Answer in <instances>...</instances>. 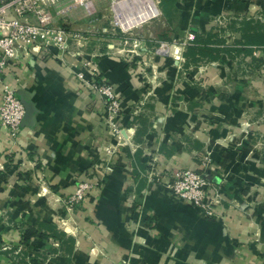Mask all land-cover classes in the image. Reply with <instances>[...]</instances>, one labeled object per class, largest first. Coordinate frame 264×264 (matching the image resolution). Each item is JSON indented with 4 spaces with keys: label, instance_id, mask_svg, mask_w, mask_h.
I'll use <instances>...</instances> for the list:
<instances>
[{
    "label": "crops",
    "instance_id": "0c3cea01",
    "mask_svg": "<svg viewBox=\"0 0 264 264\" xmlns=\"http://www.w3.org/2000/svg\"><path fill=\"white\" fill-rule=\"evenodd\" d=\"M256 6L264 0H173L162 11L164 35L179 50L157 67H143L126 48L88 53L122 118L108 117L100 97L72 81L84 66L54 56L27 62L18 91L25 120L15 138L0 126V264H29L28 252L16 262L3 243L52 253L43 263L35 254L30 264H264V152L252 143L253 135L264 140V45L244 44L240 31L248 22L245 32L257 25L264 33V23L241 17ZM215 18L230 21L219 34L211 29ZM206 33L218 39L215 56L187 54ZM107 147L115 163L102 186L75 209L76 218L60 219L68 186L96 168ZM151 155L163 172L208 169L223 195L220 217L207 219L148 182ZM129 181L141 211L129 203ZM29 226L34 232L23 244Z\"/></svg>",
    "mask_w": 264,
    "mask_h": 264
},
{
    "label": "built area",
    "instance_id": "2783aa9c",
    "mask_svg": "<svg viewBox=\"0 0 264 264\" xmlns=\"http://www.w3.org/2000/svg\"><path fill=\"white\" fill-rule=\"evenodd\" d=\"M80 1L86 5L89 2V0ZM61 2L62 0H0V126L6 128L12 138L16 137L26 117L25 106L18 92L21 84L19 71L33 59L54 56L61 62L62 56L70 54L74 45L75 39L72 35L55 23V16H58L62 10L59 8ZM151 2L158 9L155 14H149L151 6L148 0H119L114 3L112 20L123 31L131 29L162 13L161 0H151ZM226 21L230 22L227 18H215L213 24L225 26ZM159 45L162 48L157 49V53L164 52L167 57L177 56L178 45L168 46L165 42H159ZM53 48L58 52L53 53ZM253 55L256 53L254 52ZM92 57L84 60V70L93 73L92 81L85 77L84 70L73 73H78V82L82 89H92L99 94L103 104L108 107L111 117L122 118L120 110L123 108L118 97L111 84L98 78V73L92 66ZM68 65L71 67L74 64L70 62ZM8 76L13 78V84L9 82ZM115 135L120 142L118 130H115ZM107 151L111 152V149L107 148ZM203 160V165L204 163L210 165L207 157ZM157 162V157L151 155L148 161L149 169L146 171L148 182L164 186L173 196L196 206L207 218L219 216L217 207L223 195L208 169L182 168L163 172L157 167ZM111 167V164L103 165L107 170ZM88 175L90 173H84L78 187L76 186L74 192L70 194L71 206L75 202H82L91 192L94 184L98 183V176L91 178ZM2 249L7 251L16 262L22 258L21 251L28 252L24 257V261L27 262H30L29 257L36 253H39L40 261L44 256L51 255L48 251H35L24 245L13 248L10 244H4Z\"/></svg>",
    "mask_w": 264,
    "mask_h": 264
},
{
    "label": "rangeland",
    "instance_id": "374dc122",
    "mask_svg": "<svg viewBox=\"0 0 264 264\" xmlns=\"http://www.w3.org/2000/svg\"><path fill=\"white\" fill-rule=\"evenodd\" d=\"M117 1L119 0H89L88 4L86 5L80 0H62L59 6V8L62 10L58 16H55V23L59 25L66 33H70L72 35V38L75 39L70 54H65L66 56H62L63 59L61 60V63L63 65H68L70 62H73V64H77L83 67L85 64V56H87V54L92 52L93 50L95 51V53H97L110 49L113 50L117 47L131 50L132 54L140 59L141 64L145 68L157 67L161 63L166 64L170 61L169 57H167L164 52L157 53L156 51L157 49L162 48L160 47L159 42H165L168 46L171 44H175L174 42L168 41L165 38L164 32L165 30H168V24L165 23L164 14L161 13L153 16L150 19L141 22L137 26L123 31L120 27H117L112 20V15L115 10L114 3H116ZM241 17L244 19L249 18L254 22V24H256L257 22V24L264 23V7H253L248 13L243 14ZM219 27L220 25H212L211 29H215V31L213 32L219 34ZM104 28H106L107 31H105ZM232 36L234 37L235 34H232ZM177 44L178 42H176V45ZM71 75H73L72 81L77 82L79 90L94 92L99 96V94L95 90L81 88V85L78 82V73H72ZM104 106L106 108L108 117L112 118V115L109 113L108 107L105 104ZM138 106H141V104H139ZM123 110L124 109L120 110L121 114H123ZM112 129L115 132L117 128L114 126ZM252 143L258 145L264 152V140L260 135H253ZM107 148L100 151L99 158L102 162L98 163L96 168L82 170V172L75 179L74 183L71 186H68L71 188L73 187L70 194L74 192L76 186L83 178L84 173H90L88 177L91 178H93V176L99 177L98 183L96 185L94 184L93 188H100L102 186L101 184L103 175L106 172L110 171L106 168H103V165L115 163V159L112 157L113 153L108 152ZM131 182L127 183L126 185V194L129 203L132 204V208L135 211H141L142 203L132 195L134 191L131 190L133 188ZM158 185L163 191H167L164 186L160 185L159 183ZM93 188L90 191H92ZM39 191H41V189ZM70 194H67L65 196L63 195L59 201L61 203L62 209L64 210L63 213L66 212L67 214H63L60 219L76 218L77 215L75 216V209L79 208V205L83 202H75L71 206V202L69 200ZM90 194L91 193L86 195L85 198ZM219 217L220 216L215 218H205L216 219ZM4 244L9 243H3L2 246ZM2 251L4 252L3 249ZM34 256L35 254L30 258ZM46 258L47 257L44 256L41 259V262H45ZM30 263L31 261L29 262V264Z\"/></svg>",
    "mask_w": 264,
    "mask_h": 264
},
{
    "label": "trees",
    "instance_id": "16d2710c",
    "mask_svg": "<svg viewBox=\"0 0 264 264\" xmlns=\"http://www.w3.org/2000/svg\"><path fill=\"white\" fill-rule=\"evenodd\" d=\"M172 1L173 0H161V4H160L161 10L166 11L168 9V4H171ZM246 24H248V22H246ZM246 24H243V27L240 28V31H241L243 39H244L243 43L248 44V45L250 44L251 46L255 45V46H259V47L264 45V33L261 30L262 26L260 27V26L254 25V26H252V28H250L249 32H245L246 28L248 29V27H249V24L248 25H246ZM215 36L216 35L214 33H206L204 37L198 36L197 38H195L194 45H192V46L190 45L187 47V50H186L187 54H193L194 49H196L195 53H197L201 56H207L209 58L215 56L216 51L219 50L218 48H215L212 45L216 41H218V39H212ZM251 46H249V48ZM262 47L264 49V46H262ZM232 48L228 47V46H223V49H225V50H229ZM234 50L237 52L244 51L240 47H237ZM247 50H249V49H247ZM213 52H215V53H213ZM33 232H34L33 226H29L28 228H26V230L22 233L23 244L26 243V240L32 236ZM54 236L56 237V234L52 233V237H54ZM26 245L27 244H25V246Z\"/></svg>",
    "mask_w": 264,
    "mask_h": 264
},
{
    "label": "bare ground",
    "instance_id": "6f19581e",
    "mask_svg": "<svg viewBox=\"0 0 264 264\" xmlns=\"http://www.w3.org/2000/svg\"><path fill=\"white\" fill-rule=\"evenodd\" d=\"M148 3L151 6V11L149 12V14L157 13L158 9H157V7H154V5L152 4L151 0H148Z\"/></svg>",
    "mask_w": 264,
    "mask_h": 264
},
{
    "label": "water",
    "instance_id": "95a60500",
    "mask_svg": "<svg viewBox=\"0 0 264 264\" xmlns=\"http://www.w3.org/2000/svg\"><path fill=\"white\" fill-rule=\"evenodd\" d=\"M22 100V99H21ZM23 102V101H22ZM23 104H24V102H23ZM24 106H25V104H24Z\"/></svg>",
    "mask_w": 264,
    "mask_h": 264
}]
</instances>
